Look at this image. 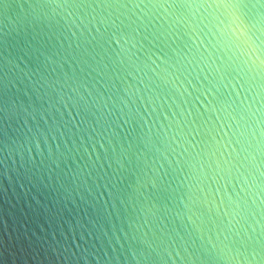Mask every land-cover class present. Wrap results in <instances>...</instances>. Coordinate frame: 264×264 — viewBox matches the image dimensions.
<instances>
[{
  "label": "water",
  "instance_id": "water-1",
  "mask_svg": "<svg viewBox=\"0 0 264 264\" xmlns=\"http://www.w3.org/2000/svg\"><path fill=\"white\" fill-rule=\"evenodd\" d=\"M0 264H264V0H0Z\"/></svg>",
  "mask_w": 264,
  "mask_h": 264
},
{
  "label": "snow or ice",
  "instance_id": "snow-or-ice-1",
  "mask_svg": "<svg viewBox=\"0 0 264 264\" xmlns=\"http://www.w3.org/2000/svg\"><path fill=\"white\" fill-rule=\"evenodd\" d=\"M242 30V29H241Z\"/></svg>",
  "mask_w": 264,
  "mask_h": 264
}]
</instances>
